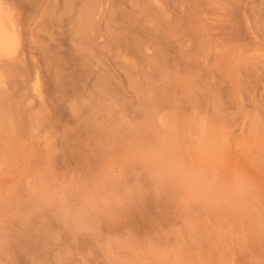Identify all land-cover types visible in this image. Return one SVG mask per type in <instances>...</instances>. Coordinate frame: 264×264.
I'll return each mask as SVG.
<instances>
[{"label":"rangeland","instance_id":"rangeland-1","mask_svg":"<svg viewBox=\"0 0 264 264\" xmlns=\"http://www.w3.org/2000/svg\"><path fill=\"white\" fill-rule=\"evenodd\" d=\"M3 1L0 264H264V0Z\"/></svg>","mask_w":264,"mask_h":264},{"label":"bare ground","instance_id":"bare-ground-1","mask_svg":"<svg viewBox=\"0 0 264 264\" xmlns=\"http://www.w3.org/2000/svg\"><path fill=\"white\" fill-rule=\"evenodd\" d=\"M11 8H9L5 1L3 0H0V58H13L15 56H19L20 57L23 55L22 52H19L20 48H19V29H18V26L16 24V21L14 20V16L12 15L13 13L11 12L10 10ZM19 53V54H18ZM22 54V55H21ZM38 77V76H37ZM3 83V79L0 75V85ZM32 89L36 92V93H40V86H39V83H38V80L36 79L32 85ZM9 116V114H3V112L0 110V126L2 125V123H4L5 121H7L9 118H7ZM166 117V116H165ZM164 117V118H165ZM169 117V116H168ZM199 117V116H198ZM197 117V119H198ZM171 118V117H169ZM200 118V117H199ZM202 118V116H201ZM190 119H193V118H190ZM257 119V118H256ZM256 119H254V121H256ZM163 120V119H162ZM167 119H165V121L163 122H166ZM190 123V120L187 119ZM196 118L193 119V121H195ZM9 121H11V117L9 119ZM174 121V124H175V119H173ZM173 121L170 120V122L172 123ZM188 121H185L186 122V125L188 123ZM200 122V120H198ZM252 121V123L254 122ZM258 121V120H257ZM192 122V120H191ZM196 122V121H195ZM195 122H192L194 125H195ZM8 123V121L6 122V124ZM165 123V124H166ZM171 123L169 125H171ZM191 123V124H192ZM198 123V122H196ZM173 124V123H172ZM171 125L174 127L173 130H175V128L177 127L176 125ZM192 124V125H193ZM203 123L201 124H196L198 125V128L200 129V132L202 131H208V129L204 130V126L202 125ZM255 124V122H254ZM5 125V123H4ZM191 125V127H192ZM169 126V127H171ZM190 126V124L188 125ZM172 127V128H173ZM195 127V126H194ZM5 128V127H4ZM190 128V127H189ZM196 128V129H198ZM206 128V127H205ZM208 128V127H207ZM135 129V128H134ZM134 129L132 130V132L134 131ZM189 130H193V129H189ZM138 131V130H137ZM194 131H195V128H194ZM136 132V131H135ZM139 132V131H138ZM199 132V131H198ZM197 132V133H198ZM199 132V133H200ZM204 132V133H205ZM141 133V132H140ZM196 133V134H197ZM203 133V132H202ZM203 133V136L205 135ZM138 134V133H137ZM145 134V133H144ZM136 135V134H135ZM151 135V134H150ZM199 135V134H197ZM202 137V136H200ZM202 139V138H200ZM164 141V140H163ZM171 144V143H170ZM159 145V144H158ZM164 145V144H163ZM159 147V146H158ZM161 147V146H160ZM165 147V146H164ZM169 149L170 147L167 146ZM162 149H164L162 147ZM161 151V149H159ZM165 150V149H164ZM166 151V150H165ZM163 152V151H162ZM164 153V152H163ZM168 154V153H167ZM166 154V155H167Z\"/></svg>","mask_w":264,"mask_h":264}]
</instances>
